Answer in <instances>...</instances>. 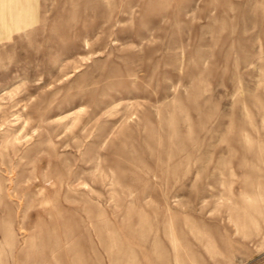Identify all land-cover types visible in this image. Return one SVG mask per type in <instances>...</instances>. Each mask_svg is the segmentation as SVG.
<instances>
[{
	"label": "rangeland",
	"instance_id": "rangeland-1",
	"mask_svg": "<svg viewBox=\"0 0 264 264\" xmlns=\"http://www.w3.org/2000/svg\"><path fill=\"white\" fill-rule=\"evenodd\" d=\"M0 264H264V0H0Z\"/></svg>",
	"mask_w": 264,
	"mask_h": 264
}]
</instances>
